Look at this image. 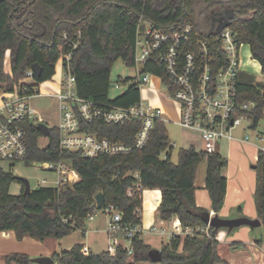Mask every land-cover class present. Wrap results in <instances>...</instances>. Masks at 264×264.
<instances>
[{"label":"trees","instance_id":"1","mask_svg":"<svg viewBox=\"0 0 264 264\" xmlns=\"http://www.w3.org/2000/svg\"><path fill=\"white\" fill-rule=\"evenodd\" d=\"M144 22L155 30L173 32L183 24L193 25L192 42L183 51L195 50L196 42L208 40L214 57L220 55L219 35L230 29L251 57L261 66L264 76V0H0V95L39 92L42 83L56 74V65L78 42L71 57V73L76 79L78 95L98 107H131L141 101L139 83L130 78L119 80L126 88L116 98L110 97L112 69L121 60L135 66L136 42ZM80 33V35H79ZM68 40H64V36ZM9 57L8 69L5 62ZM38 64L41 73L32 83L23 84L27 71ZM216 67H220L216 64ZM215 69V71L217 70ZM143 74L167 76L158 58L153 57ZM26 88V92H25ZM240 102L256 106L248 112L257 127L264 114V84L248 73L237 77ZM26 132V165L34 163H68L80 180L59 191L56 187L31 189L26 195L22 180L0 167V233L12 231L18 240L30 237L37 241L62 240L76 231L84 234L87 222L98 209L95 196L103 193L104 212L114 206L122 215V225H142L143 191L157 189L162 200L158 218L177 219L184 230L203 229L205 234L176 235L161 248V264H217L218 230L206 219L210 211L200 208L195 198V178L199 165L206 161V189L211 210L218 215L227 194L223 169L227 160L218 152L206 153L194 147L181 148L178 161H172L173 146L164 121H156L146 147L133 149L125 156L86 158L80 152L60 148V132L50 128L46 148L39 146L43 134L31 120L22 122ZM141 126L140 120L124 124L84 123L83 130L112 141L133 146ZM167 152L166 159L161 155ZM255 206L264 225V155L256 163ZM13 184L22 185L18 195L11 194ZM241 212V209H239ZM134 254L119 247L115 255L108 251L84 255L82 245L53 254L59 264H138L152 261V248L136 236ZM8 264H31L27 255L11 254Z\"/></svg>","mask_w":264,"mask_h":264},{"label":"built area","instance_id":"2","mask_svg":"<svg viewBox=\"0 0 264 264\" xmlns=\"http://www.w3.org/2000/svg\"><path fill=\"white\" fill-rule=\"evenodd\" d=\"M193 31V25L190 23L167 33L155 30L151 24L148 28L144 26V30L139 31L136 42L135 67L142 66V71L138 72L136 78L139 84L149 82V74H143V68L156 56L167 76V84H164L169 98L180 106L179 125L197 131L203 143V151L211 154L217 152L218 143L223 139H235L233 131L236 128L242 127L244 123L252 127L253 120L247 113L256 105L248 101L240 102L238 97L237 77L243 71L240 69L239 58L242 44L239 43L236 34L230 29L221 31L218 38L221 46L220 55L216 58L208 40L200 39L196 42L195 50L183 51L184 46L191 44ZM64 40H68L66 35ZM77 46L78 42H72V50L60 58L64 65L63 89L55 95L60 114L57 126L60 132V148L80 152L86 158H97L125 156L133 149L146 147L155 122L164 121L162 110L149 106L142 100L131 107H98L93 102L81 98L77 93L76 79L71 73V57ZM219 63L220 67L217 69L216 64ZM34 75V71L30 69L22 83L25 85L32 83ZM120 85L121 83L116 84V88H120ZM37 94L31 96L26 93L10 94L11 98L5 99L0 107V162L8 163L9 166L25 162L27 141L26 132L21 124L25 120L39 124L37 113L29 104V100ZM136 120H140L141 126L133 146L83 130L84 123L118 125ZM256 138L262 143L257 147L258 156L260 153L264 155V129ZM249 140V137L245 136L240 142L247 143ZM43 167L56 174L55 187L59 191L79 181L77 172L68 163L46 162L43 163ZM105 212L110 215L106 228L109 239L107 251L115 255L117 249L122 247L129 256H132L133 239L137 235L143 238L142 225H122V215L114 206H109ZM92 218L93 216L89 220ZM149 231L151 234L161 236L167 234L170 240L179 234L208 236V230H184L179 222L173 223L170 232L156 226L151 227ZM123 243H127L128 246ZM82 253L89 255L90 252L88 248H83Z\"/></svg>","mask_w":264,"mask_h":264},{"label":"crops","instance_id":"3","mask_svg":"<svg viewBox=\"0 0 264 264\" xmlns=\"http://www.w3.org/2000/svg\"><path fill=\"white\" fill-rule=\"evenodd\" d=\"M259 67L261 68L260 65ZM45 86L47 90L42 92L41 88L39 87L38 94L33 98H55L56 93L60 91H58L57 85L51 86L46 84ZM31 99L29 100V104L36 111L38 116V110L31 104ZM54 101L56 106L55 109L46 113L45 115V118L48 120L56 119V122L53 125L47 124L50 128H57L60 121L59 105L56 100ZM180 117L181 116L179 113L177 118L174 120L177 125H179ZM40 140L41 138L39 139V146ZM240 140L241 139L238 138H235L234 140L223 139L222 141L226 142V149L224 152L219 151L220 142L218 143L217 152L227 160V166L222 171L223 176L227 179V194L223 209L218 214V216L223 219H237L245 217L255 220L259 219L254 201L257 174L255 169L254 171L248 170V161L252 158L255 162L254 165H256L258 161V146L251 141H248L247 143H241ZM182 142V148L187 149L194 147L197 151H203V143L199 133L197 139L185 138ZM175 145L176 144L174 143V146ZM47 146L40 147L46 148ZM204 162L205 165H201V163L197 170V175L195 178V198L197 206L209 210L210 216L213 217L215 214L211 210V199L209 192L206 189L207 164L206 161ZM142 198V229L144 231L143 240L152 249L161 250V248L165 245L163 242L164 238H167V243H169V236L167 234L162 235V237H160L161 245L155 246V244L153 245V240H148L146 238V234L150 233L149 230L153 226L165 228L168 232H170L172 231L173 223L179 221L175 218L169 221H162L158 218V207L162 200V194L160 190H144ZM239 209H241V212ZM90 220L94 222V230L90 231L86 228L85 233H82L83 238L85 239L75 242L71 248L67 249L59 248L61 246V242L64 241L65 238L62 240L47 239L43 242L37 241L30 237H24L22 240H18L14 232H2L0 233V264H8L5 261V257L11 254L29 256L31 259V264H38L34 263L32 260L39 257H50L53 259L54 264H59L53 258V254L57 252L68 251L76 245H82L84 248H88L89 252L93 254H100L107 251L109 247V239L106 228L110 220V215L105 212L104 217H102L100 221H96L94 218ZM262 226L263 225H261V227ZM257 229L258 228L252 229L247 226L235 228L232 231H229L228 229H219L216 239L219 242L218 255L221 259V262L217 264H264V233L258 232ZM92 232L93 234L97 235L93 242L88 240V236ZM123 245L128 246L127 243H123ZM144 263L149 264V262Z\"/></svg>","mask_w":264,"mask_h":264},{"label":"rangeland","instance_id":"4","mask_svg":"<svg viewBox=\"0 0 264 264\" xmlns=\"http://www.w3.org/2000/svg\"><path fill=\"white\" fill-rule=\"evenodd\" d=\"M145 27H149V23L144 22L143 23ZM239 58H240V69L244 73H248L251 76L255 78L257 82H262L264 84V76L262 75L261 68L259 67V64L252 59L250 49L247 45H242L240 51H239ZM9 57H7L5 62V69H8L9 66ZM139 71H142V66L138 67H128L126 66L121 60L117 61L112 69V88L110 92V97L112 99L119 96L124 90L125 86L120 85V88H116V84H118L122 79L130 78L131 82L137 83V74ZM63 74H64V65L63 62L60 60L56 65V74L54 77L47 82H44L40 85L41 91H46L45 88L47 85H57L58 91L63 89ZM149 82L146 84H139V89L141 93V100L152 107L159 108L163 112V117L165 121V126L168 131V135L171 141V146H173V153H172V161L174 163H177L178 161V152L182 148V141L185 138H191V139H197L198 133L185 129L180 125H177L175 123V119L177 118L178 114L180 113L181 116V110L179 104L175 101L169 98V93L167 91V88L162 81L160 77H157L155 75H148ZM10 94L0 95V106L4 104L5 99H10ZM57 99L55 98H33L31 99V104L35 106V108L38 110V120L40 123L50 124L53 125L56 122V119H46L45 115L48 112H51L55 109V101ZM58 103V101H57ZM59 105V104H58ZM244 126V127H243ZM242 127H238L233 131V134L235 138L243 139L245 136L249 137V141L252 143H255L257 146L262 144L257 140V135L261 133L264 129V119H261L258 123L257 127H249L248 124L244 123ZM244 128V129H243ZM48 139L46 137H42L40 140V146L44 147L47 146ZM204 148V147H203ZM219 151L224 152L226 149V142L220 141L219 143ZM167 152L163 153L161 155L162 159H166ZM255 164L254 160L251 158L248 161V170H252V166ZM201 165H205V162L203 161ZM0 167H2L5 171H8L10 169V166L8 163L0 162ZM13 173L21 178H25L29 181L31 189H37L39 187H55L57 176L54 172L48 171L43 167V163H34L31 165H26L24 162L17 163L13 167ZM78 180H80V177H77ZM22 188V185L20 184H13L11 186V194L18 195L20 192V189ZM104 211L98 210L97 213L93 216V218L96 221H100L102 217H104ZM95 221V222H96ZM94 222L92 220H88L87 222V229L88 230H94ZM258 232L264 233V225L262 227H259L257 229ZM97 235L89 234L88 240L93 242L95 237ZM160 237L156 234L148 233L146 234V238L148 240H153V245L160 246ZM82 231H76L66 237L64 241L61 242L60 249H67L71 248L75 244V242L84 240ZM164 244L166 245L168 240L167 238H164L163 240ZM99 250V249H95ZM99 252V251H94ZM138 264H145L144 262H140ZM149 264H159V263H149Z\"/></svg>","mask_w":264,"mask_h":264},{"label":"water","instance_id":"5","mask_svg":"<svg viewBox=\"0 0 264 264\" xmlns=\"http://www.w3.org/2000/svg\"><path fill=\"white\" fill-rule=\"evenodd\" d=\"M142 30H144V25H142ZM32 70L35 74L39 75L41 73V67L38 64H35L32 66ZM144 76L141 77V80H143ZM38 129L41 131L44 137H47L50 131V127L45 123H39L37 125ZM253 169H256V165L252 167ZM24 185V192L26 195L31 193V186L27 179L19 177ZM95 200L97 203V209L101 210L103 209L105 205V197L103 193H98L95 196ZM207 224L210 227H213L217 230L219 229H228L229 231H232L235 228H239L242 226H247L252 229L261 227L262 221L260 219H248L245 217L237 218V219H223L219 217L218 215H215L213 217L208 216L206 219ZM149 259L152 261V263H161L163 261V255L161 250L152 249L149 252ZM34 263L38 264H54L53 259L50 257H39L32 260Z\"/></svg>","mask_w":264,"mask_h":264}]
</instances>
